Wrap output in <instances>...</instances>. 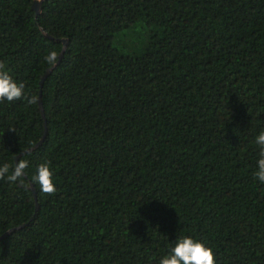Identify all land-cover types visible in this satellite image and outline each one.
<instances>
[{
    "label": "trees",
    "instance_id": "obj_1",
    "mask_svg": "<svg viewBox=\"0 0 264 264\" xmlns=\"http://www.w3.org/2000/svg\"><path fill=\"white\" fill-rule=\"evenodd\" d=\"M0 0V166L48 161L55 195L0 180V264H159L191 236L264 264V0ZM61 62L41 79L50 51Z\"/></svg>",
    "mask_w": 264,
    "mask_h": 264
},
{
    "label": "clouds",
    "instance_id": "obj_2",
    "mask_svg": "<svg viewBox=\"0 0 264 264\" xmlns=\"http://www.w3.org/2000/svg\"><path fill=\"white\" fill-rule=\"evenodd\" d=\"M45 61L55 66L58 61L56 51H50L45 56ZM7 100L14 102L24 100L29 105L37 103L35 95H29L25 91V84L17 82L12 75L6 70L5 63L0 61V102ZM255 143L259 146L257 169L254 172V178L264 184V131L260 132L255 139ZM30 150H28L29 154ZM29 167V161L19 159L14 167H10L5 163L0 166V180L7 179L11 183L21 182L25 188H31L32 185L38 184L40 191L55 195L57 192L56 184L54 183V174L50 168L48 161L38 165L36 173L31 179L24 183L22 178L26 175V169ZM159 264H216V257L211 247L206 246L202 241L196 240L191 236L179 238L168 255L162 257Z\"/></svg>",
    "mask_w": 264,
    "mask_h": 264
},
{
    "label": "water",
    "instance_id": "obj_3",
    "mask_svg": "<svg viewBox=\"0 0 264 264\" xmlns=\"http://www.w3.org/2000/svg\"><path fill=\"white\" fill-rule=\"evenodd\" d=\"M42 1L43 0H34L33 4H32V8L36 11L37 14L40 13L41 11V4H42ZM63 42H64V48H63V51L61 52L60 54V57H59V60L57 61V63L55 64V66H52L50 68H48V70L46 71V73L43 75L40 83H41V86H43L46 78L48 77V75L55 69V67L61 62L62 58H63V55H64V51L68 45V40L66 38H63L62 39ZM39 104H40V108H41V111H42V115L45 119V132L47 133L48 131V126H47V117H46V113H45V109H44V105H43V101H42V92L40 91V96H39ZM46 133L44 134V137L33 147H30L24 151H22L18 156H17V159H16V162H18V160L20 159L21 155H23L25 152H28V150H33L35 149L36 147H38L43 141H44V138L46 136ZM32 189L34 190V195H35V199H36V203H37V208H39V204H38V196H37V192H36V189L35 187L32 185L31 186ZM22 226H24V224L22 225H19V226H16V227H13V228H10L9 230H7L3 235L0 236V239L5 237L6 235L14 232L16 229L18 228H21Z\"/></svg>",
    "mask_w": 264,
    "mask_h": 264
}]
</instances>
